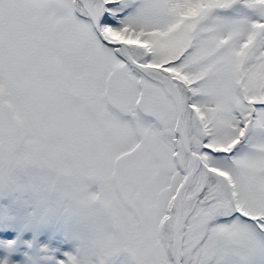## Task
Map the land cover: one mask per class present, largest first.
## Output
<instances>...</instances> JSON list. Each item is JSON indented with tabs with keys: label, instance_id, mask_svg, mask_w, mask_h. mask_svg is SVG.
I'll return each mask as SVG.
<instances>
[{
	"label": "snow or ice",
	"instance_id": "snow-or-ice-1",
	"mask_svg": "<svg viewBox=\"0 0 264 264\" xmlns=\"http://www.w3.org/2000/svg\"><path fill=\"white\" fill-rule=\"evenodd\" d=\"M0 264H264V0H0Z\"/></svg>",
	"mask_w": 264,
	"mask_h": 264
}]
</instances>
